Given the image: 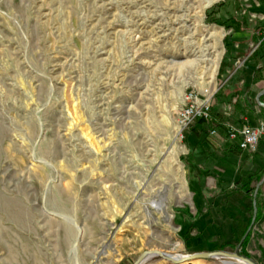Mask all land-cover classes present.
<instances>
[{
    "label": "rangeland",
    "instance_id": "374dc122",
    "mask_svg": "<svg viewBox=\"0 0 264 264\" xmlns=\"http://www.w3.org/2000/svg\"><path fill=\"white\" fill-rule=\"evenodd\" d=\"M262 17L264 0H0V264L233 253L249 229L264 264V137L245 166L217 152L228 125L264 123V95L254 126L180 122L195 104L239 117L223 103L248 67L258 80Z\"/></svg>",
    "mask_w": 264,
    "mask_h": 264
},
{
    "label": "crops",
    "instance_id": "0c3cea01",
    "mask_svg": "<svg viewBox=\"0 0 264 264\" xmlns=\"http://www.w3.org/2000/svg\"><path fill=\"white\" fill-rule=\"evenodd\" d=\"M243 36L248 37V36H250V34L244 33ZM244 45L245 44H243V43L241 44V48L242 49L244 48ZM257 54H259V57H260L259 58L260 59L259 60V64L260 65H259V70H258V73H259L258 80L256 82H253L255 71H256V69H258V67H255V68L248 67V69L243 71L244 74H245V78L242 79L239 82V87L237 89V92H239V96H238V98L237 97L233 98V101L234 100H236V101L238 100V105H236L237 106L236 108H238V111H239V109L241 107V109L239 111V114L237 115L239 117H237V119H234V121L233 120L231 121V119L229 117H225L224 116V115H227V114L223 115L222 112H221L220 114L223 115V117H222L223 118L222 119V125L227 126L231 122L232 123L233 122H238L239 120H243V122L246 121V122H248V124H251L253 121H255V118L257 117L256 115H258L260 117V119L262 117V115L260 113V110L256 107V105L257 104L259 105V103H260L259 95L264 91V67H262L264 65V44L262 45L260 50L257 52ZM253 99H255V103H256L255 106H253V104H252ZM229 100L230 99H228L227 101H224L223 106H227L228 105L227 102ZM237 124H239V123H237ZM261 143H263V142H261ZM218 150L219 151H217V152L220 153L221 157L226 159V162L230 161V160H233L234 158L237 159V157H238V159H240V161L242 163L239 162V161H237L236 163L239 162V165L241 163L240 166H243V164L245 166L244 160L247 159V157H248V155L250 153L248 151L240 150L238 148L237 143L234 142V141H225L224 143H222L219 146ZM224 164H225V162H224ZM225 165H226V166H224L225 170L219 169V171L222 172V175L220 176L219 180H220L221 184L223 183L224 188L226 186L229 187V188H232L233 187V183L232 184L231 183L228 184V181L230 182L231 178L227 177V175H229V171L234 169V168L231 167V169H230L228 167V164H225ZM206 167H207V165H206ZM206 167H204V168H206ZM232 173L233 172H231L230 174H232ZM219 180H218V182H219ZM203 182L204 181H202L201 178L199 179V177L193 179V185H194L195 188H198L197 186L202 185ZM205 187H206V189H213L215 187V183L211 186V183L208 181V178H207ZM261 198L264 201V188L261 190ZM263 214H264V207H263Z\"/></svg>",
    "mask_w": 264,
    "mask_h": 264
},
{
    "label": "built area",
    "instance_id": "2783aa9c",
    "mask_svg": "<svg viewBox=\"0 0 264 264\" xmlns=\"http://www.w3.org/2000/svg\"><path fill=\"white\" fill-rule=\"evenodd\" d=\"M264 18V17H262ZM259 47H254L253 52ZM236 102V100H234ZM211 114V105H191L188 109H184L180 114V122L182 127H188L191 123L198 119L209 120ZM229 138L234 141H238V147L241 150H247L250 152L256 151L262 138L264 137V123L260 126L252 128L251 126L244 124L241 128H237L232 125H228ZM214 136H218L217 132L212 133Z\"/></svg>",
    "mask_w": 264,
    "mask_h": 264
},
{
    "label": "water",
    "instance_id": "95a60500",
    "mask_svg": "<svg viewBox=\"0 0 264 264\" xmlns=\"http://www.w3.org/2000/svg\"><path fill=\"white\" fill-rule=\"evenodd\" d=\"M264 95V91L259 95V98ZM263 184V181L260 183V185ZM258 189L256 190L257 194ZM254 205H256V200H254ZM257 216V210H255L254 219ZM251 229L247 231V233L244 235V237L241 239L239 244L237 245L235 251L233 253L226 252V251H215V252H203V253H194L191 255H185V256H179V257H173L170 256L162 251L158 250H151V251H145L143 252L135 261L134 264H142L145 261H147L151 257H160L164 260H167L173 264H183L190 261H196V260H207V259H214V258H226V259H233V260H239L242 261L245 264H260L258 261L253 259L252 257L248 255H244L242 253V246L244 242L247 239V236L249 234Z\"/></svg>",
    "mask_w": 264,
    "mask_h": 264
},
{
    "label": "trees",
    "instance_id": "16d2710c",
    "mask_svg": "<svg viewBox=\"0 0 264 264\" xmlns=\"http://www.w3.org/2000/svg\"><path fill=\"white\" fill-rule=\"evenodd\" d=\"M231 22V25H228L229 28H233V24H235L237 21L236 20H232ZM239 96V92H235L233 93L231 96H230V100L228 101L229 103H232V99L233 97H238ZM235 105H238V100H237V103ZM223 115H221L220 113H217V112H214L213 109H211V114H210V119L209 120H205V119H198L196 121V123H198L199 125H204V124H214L215 128H224L225 125H222V118ZM220 120V121H219ZM221 122V123H220ZM236 124L239 123V124H242L243 123V120H239L238 122H235ZM255 123H251L250 125L254 126ZM225 129V128H224ZM258 218L260 219V217L264 218V214H263V207H262V203H258ZM246 255V254H244Z\"/></svg>",
    "mask_w": 264,
    "mask_h": 264
},
{
    "label": "bare ground",
    "instance_id": "6f19581e",
    "mask_svg": "<svg viewBox=\"0 0 264 264\" xmlns=\"http://www.w3.org/2000/svg\"><path fill=\"white\" fill-rule=\"evenodd\" d=\"M217 55L215 56V58H213L212 60H210V62H209V68H207L208 69V73L209 74H211L212 75V77H213V73L214 74H216V69L218 68V66H219V61H220V59H221V52H218L217 51ZM212 77H210L209 79L211 80V78ZM215 85V84H214ZM213 92V91H212ZM212 92L209 94V97H211V94H212ZM163 205V204H162ZM163 208V211H165V207H162ZM165 213V212H164ZM169 218V217H168ZM221 258V257H220ZM224 259H226V258H224ZM228 260H233V259H228ZM234 261H236V262H238V264H245V263H243L242 261H239V260H234Z\"/></svg>",
    "mask_w": 264,
    "mask_h": 264
}]
</instances>
